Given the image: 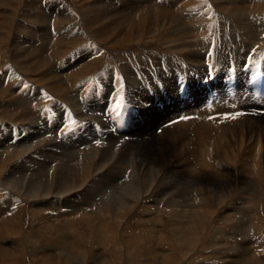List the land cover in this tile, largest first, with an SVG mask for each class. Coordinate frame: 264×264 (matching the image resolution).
<instances>
[{
	"label": "rangeland",
	"instance_id": "rangeland-1",
	"mask_svg": "<svg viewBox=\"0 0 264 264\" xmlns=\"http://www.w3.org/2000/svg\"><path fill=\"white\" fill-rule=\"evenodd\" d=\"M85 1L87 2H83V0H81V2H78L77 0H32V1L14 0V2L13 0H0V6L4 8V9L2 8L3 10L6 9L11 10L12 6L15 4L17 7L15 24L12 26L13 28L10 26L9 33L7 32L9 35L12 34L11 42L3 40L2 35L7 34L5 33L7 30L4 29L6 23L3 20V16H1L4 13L1 11V7H0V78H2L0 79L1 81L0 88L2 89V91L0 90V92H6V90H8L9 93L14 95L12 97H14L16 100L19 99L21 100L18 103H16L15 100V105H14L13 103H11V99L3 98V96L0 95V117H1L0 140L1 141L5 140L6 143L8 142V144H13L14 142H17V140L21 142L20 145L18 146V150H17L18 153L17 154H14L13 152L11 153V155L13 154L14 156H16L10 158L11 162L10 161L6 162L5 160L1 162L0 160V184L5 183V179H8L11 176L9 182L4 186L5 190L1 189L2 191L0 192V244L1 243L3 245L5 244V246H0V248L5 247L6 249H8V252L11 253L14 248L13 243H17L18 245L16 247L20 250L18 254L15 255L14 257H8V258L7 257L5 258L4 252L0 250V264H108L110 263L108 262V260L110 259H111V264H118V262L121 263V260L123 264H127L126 262H124L125 257L128 258V264H154V263L155 264H173V263L174 264H182V263L206 264V262L208 261L211 262V264H216V263L233 264V260L235 264H239V263L260 264V262L259 263H257L258 261L256 262V260H260V259L263 262L264 248L262 247L256 248L254 242H257L258 244H260V246L261 244L264 243V165L262 169H259L257 172H255L253 165H256V163L253 160L254 157L253 155L256 153V151L259 150L255 148V145H258L255 143V141L256 139L259 138L261 154L262 157H264V122H263L264 118L259 119V117L251 113V111L246 110L245 109L246 105L244 100H246V98L249 96L248 93H250L251 95H254L255 98L258 99L261 98L259 102L264 101V97H262V95L264 96V45H263L264 44V39H263L264 12L253 17V15H250L249 13L246 12V9H242V8L256 7L262 9L264 8V0L263 3L262 0H260L261 2L259 0L256 1L232 0V4L235 8L239 7L238 9L243 10V12H240L239 15L241 20L243 19L242 17H244V19L239 22L240 25L237 24V22L235 24L234 19H230L228 17L229 16L228 14L224 15L222 13L223 14L222 15L220 13L221 14L220 15L218 13V10L214 7L216 5L212 0H193L190 3H188L187 7L192 5L199 6L204 1H210L211 5L214 4V6H209L208 8L210 17H208V19L205 18V21L201 22L203 25H205V27H203L201 23H198L197 19L193 17L196 16L195 14L184 15L180 11L178 12L179 13L178 24L183 25L182 27L185 30L182 29V32L179 30L180 35L178 42H175L174 44L169 43V45L163 44L165 42L164 36H160L163 39L162 41L156 38H151L152 36L158 35V34L154 35L152 33L151 35L147 34L148 36H143L139 41H135V42L134 41L131 42L130 38L127 40V37H124L123 38L124 42L119 44L115 43L116 41L118 42L120 41V39L116 38L115 35H113L111 38L106 40L102 38L101 39L95 38L92 34L93 31L87 29L86 24H84V10H85L84 5L86 4L91 5L92 2L95 0H90V1L85 0ZM160 3L162 2H160L159 0H155L154 5L152 4L151 6L153 9H149L148 11L151 13L153 11H156L155 8L160 7L159 6ZM4 4H7L8 6L11 4V7L8 8L7 5H6L7 7L6 6L4 7L3 6ZM187 7L183 9L185 10L187 9ZM54 9L58 10V12L60 13L63 12L66 13L65 10H67V12L75 14L77 17V22L81 25V28L83 30V31L81 30L82 34L88 41L86 43H82V42L79 43L80 46L76 45L74 49L70 50L67 54L59 57L58 60L53 59L52 62V59H50V61L54 64L53 69L55 75L59 76L60 78L53 75V77L48 78V80L46 79L47 81L43 82L42 83L43 85H41L39 84L40 81L39 75L41 74V71H39L40 69L35 71L34 66H37L40 63V61H42L44 58H47L48 55H51L52 50L55 49L54 47H58L59 44L56 35L57 31H55L57 29L56 27L54 28L55 18H52L50 15L52 13L51 11ZM169 10L174 11L173 9H169ZM28 11H29V15L31 16L32 15L36 16L41 14L43 15L44 18L38 17L37 19H34L36 20V22H32L33 20L32 18L30 20H26L25 16H29L27 14ZM49 16L50 19L52 18V21H50V23L48 24L47 21H49ZM46 17L48 18V20ZM43 20L45 21L44 26L48 25L47 26L48 32L50 31L51 37L47 40L45 39L37 42L38 39L33 40V38L31 37V33L32 32L34 33V31L38 32L39 27L41 28L43 26L41 25L43 24V22H41ZM244 20L249 21V23L247 21L245 22ZM62 22L63 21H61L60 23ZM195 23L197 24L195 25ZM251 23H253V25H250ZM254 23L255 24L257 23V26ZM129 25L130 24H127V26ZM20 26L23 27V29H20L19 28ZM235 26L238 27L239 31L236 30L237 27ZM123 27H125V25ZM44 28L45 27H43V29ZM252 29L255 32H253ZM248 30L252 32H248ZM256 30L260 31L262 34L256 32ZM14 33H17V37H18L17 39L19 41H22V39L27 38L28 43L29 42L31 43V44L29 43L30 48L27 50V55H24L23 57L21 56L22 58L20 57L16 65L13 61H10L12 60V58L11 56H9V53L5 54L6 49H10V46L11 48L12 47L15 48L14 46H16L17 44L16 42H18L17 40H15V43L14 41L12 42V37ZM246 33L250 35H246ZM253 33L256 34L253 35ZM244 36H246V38ZM107 40H109V42ZM251 42H253V44ZM247 43H249V45ZM184 44H187V46ZM35 45L38 46L36 47ZM173 45L175 46L177 45L176 50L174 51L170 50V48L173 47ZM24 46L25 45H22V47ZM42 46L45 49H43ZM78 49H80L81 51H79ZM254 49L257 50L254 51ZM84 50H86L85 53H83ZM184 52L189 53L190 55L188 56L186 54L185 56ZM30 55L31 58L29 59L28 57ZM90 55L92 56V59L90 60H93L95 64L90 69L91 72H89L90 71L89 70L88 73L85 74V77L83 76H81V78L77 77V72L79 71L80 68L82 69V67L86 63L85 61H89L87 60V57H89ZM85 56H87L86 59H84ZM39 58L42 60H39ZM192 58L194 60H192ZM26 59L27 61L25 62ZM2 60H4L5 62ZM38 60L39 62H37ZM2 62H4V64ZM188 62L190 65L188 64ZM196 62L197 64L199 63L200 64L197 65L195 64ZM70 63H74L73 64L75 65L74 71H76L75 72L76 76L71 74L74 77L73 83L71 80L68 81V79H66L64 75L60 72L61 70L64 69L66 70L67 68H70L71 67ZM78 65L79 67L80 66L81 67L79 68ZM143 65H145L146 67ZM19 66L20 67L22 66L21 71L23 73L20 70H18L20 69ZM167 66L170 68H168ZM229 68L232 69L231 76L228 73V71L230 70ZM59 69L61 70L59 71ZM170 70L172 73L170 72ZM44 71H42L43 74ZM66 71L69 70L67 69ZM255 74H257V77L263 82V88L261 87V89L259 86H254L249 83V79H253L257 85H260V82L256 78ZM103 85H105V87H103ZM32 86H35V88ZM112 92H116V93H112ZM198 92L199 95H197ZM71 94L73 98L71 97ZM76 94L79 95L77 99H76L77 96ZM42 96L44 97V100L41 101L36 100L38 98L39 99L42 98ZM25 99L33 100V101L36 100V101H34L35 103L34 102L30 103L29 101H26L27 103L25 105V101H23ZM233 102L234 104H232ZM261 104H263L264 106V102H262ZM71 105L74 106L71 108ZM226 106H228L229 109L226 108ZM231 108H235V109H231ZM9 109L11 110L12 114H10ZM82 115L83 117H81ZM261 115L264 117V114L262 112ZM166 116H168L169 118ZM178 120L180 123L174 122ZM249 122H254L255 124H258L260 127H262L263 131L262 129L261 131H258V129L256 128V131L251 133L250 128L248 126ZM62 127L64 129H62ZM223 130H225L226 132H223ZM154 131L155 133H153ZM30 132L32 135L30 134ZM8 136L11 137V141L7 139ZM27 139H29L28 142H26ZM83 139H85L86 141L85 140L83 141ZM94 140L97 141L98 143L94 142ZM38 143L40 145L35 149ZM101 144H102V148H101ZM31 145H34V151L31 154H29V156L28 155L26 156L27 152L24 150L28 149V147ZM98 147L100 148L99 149L100 151L98 150ZM238 147L241 148L242 151V154H240L239 157L236 156L238 155L237 154ZM63 152L70 153L67 154V156H72L77 158L80 156L82 157L88 156L89 157L88 160L90 159L89 161H91L95 157L91 162L93 165H98V167L96 168L92 167L93 172L91 171V173L87 176L86 181H89L91 183L92 180H95L97 178L96 177L97 171L99 173L102 171L106 175L104 176V178L98 179L96 181L97 183L94 182V185L88 186L91 189L94 186L95 190L97 188L104 187V189H100L99 192L96 193L93 192L92 194H90L91 197L89 198L90 201L88 199V203H84L82 199V195H79V193L81 192H89L88 188H83L85 187L83 186L82 189L79 191V193H77L78 191L75 192L77 193L75 201H79L77 203H80L81 207L77 206V211H75L76 214L71 217L75 218L76 216L77 220L71 217L69 218V224H68L69 232H65L64 235L61 237L59 233L60 229L51 227V226H55L54 223L49 222V225L45 226V223L43 224V221H48L49 219L48 217L52 215L56 211V209L59 212V213L57 212L56 215L62 214L64 213V211L66 212L68 209L65 206L69 205L68 202L70 201L69 200L70 197L66 199H63L64 197L59 198V200L55 202L56 205H54L52 199L45 201L43 197H41L42 200L38 202L35 201L27 202V201H23L22 199H17V200L9 199L8 189H14L15 187L17 188V185H20L21 187L24 186L25 189H23V192L25 193L28 188H31L32 186L34 187L36 183L38 184L40 180H42L43 175H46L45 178L47 179L50 178L51 186L53 185V182L56 183L58 179L63 181L67 177H71L70 174L65 172L68 171V169L64 166L63 161L66 158V155H64ZM3 153L4 152H0V156H2ZM20 153L23 154V156ZM204 153L209 154L208 156L209 161L208 159L205 160ZM233 153H236V155ZM54 158H56L57 161H54V163L50 164V162L53 161ZM236 158H237V163H236ZM44 165H46L45 170L44 171L40 170L39 168ZM52 165L54 167L53 168L51 167L49 171L44 174L47 167ZM12 167L14 168L12 169ZM219 167H221V169ZM260 170L262 173L260 172ZM154 171H157L158 174L155 173ZM193 171L196 176H193ZM258 173L260 174L258 175ZM151 175L153 178L156 177L155 180L156 182H154V180L150 181L149 177ZM231 177L233 178L230 179ZM193 178L196 179L194 180ZM223 178L225 179V181L223 180ZM210 179H212V181L214 180L213 182L218 184L212 186V184H210L212 183ZM129 182L132 185L135 186L137 185V187L139 188L142 187H144L143 189H145V187L146 188L148 187L147 189L151 188L149 190L150 193L147 192V195L145 194L144 197L141 198V199L145 198L144 201L140 199L138 203L133 204L134 205L132 206L133 209L129 210L130 212L127 211L126 213L122 212V214H119L118 213L119 205L117 204L119 202L120 205H123L124 203L126 204L124 200L125 198L120 195V192H122L125 187L131 185ZM149 184H151L152 187H150ZM74 185L73 188H75L77 184ZM7 187L9 188L6 190ZM64 190H66V187L64 188ZM199 190H201L200 194L197 193V191ZM58 191L59 190L57 188L55 187L53 188V194L57 193ZM105 191H107L109 194L107 192L105 193ZM102 193L105 194L103 195ZM107 194L109 196H107ZM201 197H203V199ZM170 198H173L171 202H173L174 204L169 203L172 204L173 207L168 206L167 208L165 202L166 201L169 202ZM156 199L157 200L160 199L159 200L160 204L159 203L156 204L157 201ZM72 200H74V197L72 198ZM44 201L45 203L43 204L45 206H41L40 208L45 209L43 210V216L46 217L48 216L47 217L48 219L40 220V221L36 219L37 221H35L32 213L34 212L35 203H42ZM66 201L67 203H64ZM108 201L110 202L113 201V202H111L110 204ZM177 201H179L181 204H179ZM188 201L191 202L190 203L191 207L188 206L189 210L183 207L187 205ZM203 201L205 203H203ZM89 202H90L89 205L90 207H87L88 206L87 204H89ZM218 203H222V204L218 205ZM103 204L104 205L109 204L110 205L108 206L109 210L103 211L102 210L103 207H101V205ZM152 204L154 206H152ZM31 207L33 209H31ZM82 207L83 208L87 207V208L80 209ZM91 208H95V209L90 210ZM80 211H84V212H80ZM102 211L105 214H102ZM171 211H174V217L173 215L171 216ZM197 211H199L200 213L202 212L208 213L209 216H205V217L209 220L205 222L206 224H203L201 221L195 220L196 223L198 222L197 227L199 225H203V226L205 225L203 229L201 226L198 227L200 230L198 232L199 235L197 236L198 240L196 241L194 239L190 240L189 238H187L189 235H187V237L183 235L185 236V238L182 237L181 232L189 224V222L193 220V217L198 216L196 215ZM93 212L97 214H94ZM115 212L118 215L117 221L113 220V215ZM83 213L85 216L82 215ZM167 215L171 217L169 218V216ZM95 217H98V219H95ZM110 217L112 219H110ZM31 219L32 221L30 222ZM93 219L95 223L93 222ZM11 220L12 223L9 224L6 223V222H10ZM109 221L111 223H109ZM119 221L121 222V224ZM97 222H98L97 224L98 226L100 225L101 222L104 224L106 223V225L109 223L108 226H111L110 229H112L113 235L117 236L116 239L117 241L113 242L111 239L108 238L101 241V243L100 241L99 242L94 241L96 235L100 237V239L102 238V233L100 231H96L95 233L93 231L94 229H97L96 226ZM171 228L177 229V230L174 229V232L176 233L174 232L172 233ZM48 229H50V231H48ZM230 233L231 235H229ZM173 234L176 235L173 236ZM258 234H262V235L258 236ZM200 235L201 237L199 238ZM226 236H229L228 240H225ZM175 238L176 239L178 238V240H175ZM184 239H188L190 243H188V240L184 241ZM163 240H165L166 243H163L165 242ZM215 240L221 241L220 243L223 247L221 245L213 246V248H211L212 250L210 249L209 252H204L203 248H201L202 247L201 244L211 243V241L213 242ZM180 241H184L185 243L184 242L181 243ZM169 242L170 245L172 246L171 248V250L173 249L172 251H168L167 249H165V244H169ZM236 242H238L237 244L241 245L242 248L241 246L240 249L237 248L236 246L239 245H235ZM252 243H254V247ZM102 244H104L105 247L101 246ZM143 245L147 247L146 254H143L144 252L142 248ZM187 245H191L192 247ZM148 247L151 248L150 249L151 251H149ZM218 247L219 249H217ZM243 247L246 248L248 247L249 250L247 252L245 251V253L244 252L240 253L242 250H244ZM252 247L254 248L253 250L254 253H252V249H253ZM53 248L56 250V252ZM81 248H84L83 254L81 253L80 250ZM47 249L50 250L51 253H49L50 251L48 252ZM201 249L203 251H200ZM157 251L158 253H156ZM170 252L173 254H171ZM250 252L252 255L250 254ZM51 254H53L54 256ZM168 254L173 255L174 258L170 257L168 259ZM208 254H213V255H208ZM232 256L234 259L232 258ZM221 260L224 262H222ZM261 264H264V262Z\"/></svg>",
	"mask_w": 264,
	"mask_h": 264
},
{
	"label": "bare ground",
	"instance_id": "bare-ground-1",
	"mask_svg": "<svg viewBox=\"0 0 264 264\" xmlns=\"http://www.w3.org/2000/svg\"><path fill=\"white\" fill-rule=\"evenodd\" d=\"M17 1V0H16ZM32 1V0H31ZM78 2H81V0H77ZM88 1H90V0H88ZM160 2H162V3H160L159 4V6L160 7H157V8H155L156 9V11H153L152 13L151 12H149L148 10L149 9H153L151 6H152V4L154 5V2H155V0H95V1H93L92 2V4L90 5V4H86V5H84L85 6V10H84V24H86V28L87 29H89V30H92L93 32H92V34H93V36L95 37V38H97V39H109V38H111L113 35H115V37L116 38H118V39H120V41L118 42V41H116L115 43H123L124 41H123V38L124 37H127V40L130 38V40H131V42L132 41H139L143 36H148V35H151V33L152 34H158L157 36H152L151 38H156V39H159V40H163L162 39V37H160V36H164L165 37V42L163 43V44H168L169 45V43H175V42H178V40H179V35H180V32H179V30L182 32V29H183V25H179L178 24V12H182L184 15L185 14H195L196 16H197V18H196V16H193L195 19H197V22L198 23H201L202 21L204 22L205 21V18H207L208 19V17H210L209 16V11H208V8H209V6H214V4L213 5H211V2L210 1H204L203 3H201L199 6H194V5H192V6H189V7H187L188 6V3H190L191 1H193V0H159ZM214 3H215V5L216 6H214L217 10H218V13L220 14H224V15H229L228 17L230 18V19H234V21H235V24H236V22H237V24H239V22L240 21H242L243 19H244V17H242L243 19L241 20V18L239 17V15H240V12H243V10L242 9H246V12L247 13H249L250 15H253V17H255L256 15H258V14H261V13H263L264 12V8H262V9H260V8H256V7H251V8H242V9H238L237 7L235 8L234 6H233V4H232V0H212ZM256 1V0H255ZM260 1V0H259ZM13 2H14V0H13ZM40 2V1H39ZM83 2H87V1H85V0H83ZM253 2V1H252ZM261 2V1H260ZM260 2H258V3H260ZM48 3V2H47ZM195 3V2H194ZM262 3H263V0H262ZM261 3V4H262ZM45 4V3H44ZM196 4V3H195ZM236 4H238V3H236ZM7 4H4L3 6L5 7ZM40 5V4H39ZM49 5H51V4H49ZM80 5V4H79ZM191 5V4H190ZM235 5V4H234ZM8 6V5H7ZM6 6V7H7ZM33 6V5H32ZM255 6H258V5H255ZM1 7V6H0ZM11 7V4L8 6V8H10ZM38 7V6H37ZM185 7H187V9H183V8H185ZM262 7V6H261ZM3 7H1V11L4 13L3 15H1V16H3V20H4V22L6 23V25H5V30H7L5 33H9V29H10V26L12 27L14 24H15V19H16V11H17V7H16V4L15 5H13L12 6V9L11 10H9V9H6V10H3L2 9ZM36 8V7H35ZM80 8H81V6H80ZM232 8V9H231ZM41 9V8H40ZM169 9H173L174 11H171V10H169ZM249 9V10H248ZM251 10H253V11H251ZM261 10V11H260ZM66 11V13H60V12H58V10H56V9H54V10H52L51 12V17L52 18H55L54 20H55V24H54V28L56 27V29L57 30H55V31H57V38H58V47H54L55 49H53L52 50V53H51V55H48V57L47 58H44L43 60L42 59H40L39 58V60H42V61H40V63L37 65V66H34L35 68H34V70L36 71V70H39V71H41V74L39 75V84H41V85H43L42 83L43 82H46L47 80H48V78H51V77H53V75L54 76H56V77H59V76H57V75H55V73H54V69H53V66H54V64L52 63L53 62V59L55 60V59H59V57H61V56H63V55H65V54H67L70 50H72V49H74L75 48V46L76 45H79V43H86L88 40L84 37V35L82 34V28H81V25L77 22V17H76V15L75 14H73V13H70V12H67V10H65ZM25 12V11H24ZM45 12V11H44ZM73 12V11H72ZM176 12V13H175ZM211 12V11H210ZM230 12V13H229ZM39 13V12H38ZM37 13V14H38ZM203 13V14H202ZM25 14V13H24ZM28 15H29V11H28V13H27ZM220 14V15H221ZM222 14V15H223ZM26 15V14H25ZM183 15V16H184ZM46 16V15H45ZM139 16V17H138ZM181 16V15H180ZM264 16V15H263ZM26 17V20H30L31 18L33 19L32 20V22H36V20H34V19H37L38 17H43V15H29V16H25ZM187 17V16H186ZM44 18V17H43ZM47 18V17H46ZM52 18L50 19V16H49V21H47L48 22V24L50 23V21H52ZM188 18V17H187ZM261 18V17H260ZM259 18V19H260ZM40 19V18H39ZM262 19V18H261ZM22 20V19H21ZM47 20H48V18H47ZM192 20V19H191ZM256 20V19H255ZM23 21V20H22ZM61 21H63L62 23H60ZM195 21V20H194ZM210 21V20H209ZM230 21V20H229ZM245 21V20H244ZM247 21V20H246ZM245 21V22H246ZM251 21V20H250ZM261 21V20H260ZM41 22H43V24H41V25H43L41 28H42V30H41V28L39 27V30H38V32L36 31H34V33L32 32L31 33V37L33 38V40H37V42H39L40 40H47V39H49L50 37H51V35H50V31L48 32V25L47 26H44V24H45V21L43 20V21H41ZM248 23H249V21H247ZM4 23V24H5ZM20 23V22H19ZM191 23H192V21H191ZM260 23V22H259ZM262 23V22H261ZM127 24H130L129 26H127ZM197 23H195V25H196ZM202 24V23H201ZM242 24V23H241ZM247 24V23H246ZM255 24V23H254ZM264 24V23H263ZM262 24V25H263ZM125 25V27H123ZM203 25V24H202ZM220 25V24H219ZM218 25V26H219ZM240 25V24H239ZM243 25H245V24H243ZM242 25V26H243ZM250 25H253V23H251ZM256 26H257V23L255 24ZM254 25V26H255ZM36 26V25H35ZM39 26V25H38ZM226 26V25H225ZM241 26V27H242ZM249 26V25H248ZM17 27H18V24H17ZM43 27H45L44 29H43ZM182 27V28H181ZM185 27V26H184ZM203 27H205V25H203ZM235 27H237V26H235ZM252 27V26H251ZM13 28V27H12ZM20 29H23V27H19ZM32 28V27H31ZM38 28V27H37ZM181 28V29H180ZM189 28V27H188ZM187 28V29H188ZM194 28H196V27H194ZM193 28V29H194ZM201 28V27H200ZM199 28V29H200ZM226 28V27H225ZM243 28V27H242ZM249 28V27H248ZM196 29H198V28H196ZM205 29V28H204ZM227 29V28H226ZM236 29V28H235ZM3 30V29H2ZM32 30V29H31ZM82 30V31H81ZM183 30H185V29H183ZM208 30V29H207ZM236 30H238V27H237V29ZM251 30V29H250ZM261 30H263V29H261ZM30 31V30H29ZM33 31V30H32ZM195 31V30H194ZM239 31V30H238ZM242 31V30H241ZM245 31H246V29H245ZM252 31L253 32H255L253 29H252ZM252 31H249L248 30V32H252ZM14 32V31H13ZM24 32V31H23ZM188 32V31H187ZM192 32V31H191ZM214 32V31H213ZM256 32H259V33H261L260 31H257L256 30ZM3 34L2 36H3V40H5V41H9V42H11V36H12V34L11 35H9V34ZM183 33H184V31H183ZM240 33V32H239ZM243 33V32H242ZM258 33V34H259ZM26 34H28V33H26ZM148 34V35H147ZM217 34V33H216ZM254 34H256V33H253V35ZM262 34V33H261ZM264 34V33H263ZM89 35V34H88ZM185 35H187V34H185ZM189 35V34H188ZM192 35V34H191ZM218 35V34H217ZM216 35V36H217ZM232 35V34H231ZM237 35V34H236ZM245 35V34H244ZM246 35H250V34H247L246 33ZM197 36V35H196ZM233 36V35H232ZM238 36V35H237ZM236 36V37H237ZM23 37V36H22ZM92 37V36H91ZM120 37V38H119ZM184 37V36H183ZM188 37V36H187ZM239 37V36H238ZM245 38H246V36H244ZM250 37V36H249ZM249 37H247V38H249ZM254 37V36H253ZM18 37H17V33H14V35H13V37H12V42L14 41V43H15V40H17L18 42H16L17 44H16V46H14L15 48H11V46H10V49H6L5 50V54H7V53H9V56H11V58H12V60H10V61H13L14 63H15V65H16V63L19 61V59H20V57L22 56H24V55H27V50L30 48V45H29V43H28V40H27V38H24V39H22V41H19L18 39H17ZM219 38H220V36H219ZM55 39V38H54ZM222 39V38H221ZM250 39H252V38H250ZM249 39V40H250ZM264 39V38H263ZM191 40V39H190ZM231 40V39H230ZM256 40V39H255ZM254 40V41H255ZM57 41V40H56ZM108 42H109V40H107ZM115 41V40H114ZM182 41H183V39H182ZM251 41V40H250ZM261 41V40H260ZM4 42V41H3ZM113 42V41H112ZM190 42V41H189ZM229 42V41H228ZM257 42V41H256ZM126 43H127V41H126ZM184 43V42H183ZM252 44H253V42H251ZM4 44V43H3ZM31 44V43H30ZM38 44V43H37ZM244 44V43H243ZM248 45H249V43H247ZM252 44H250V45H252ZM13 45V44H12ZM21 47H20V46ZM22 45H25L24 47H22ZM85 45V44H84ZM88 45V44H87ZM90 45V44H89ZM182 45V44H181ZM184 45H186L187 46V44H184ZM189 45V44H188ZM264 45V44H263ZM27 46V47H26ZM36 46V45H35ZM38 46V45H37ZM36 46V47H37ZM48 46V45H47ZM55 46V45H54ZM80 46V45H79ZM91 46V45H90ZM118 46V45H117ZM177 46V45H176ZM176 46L175 45H173V47H171L170 48V50H176ZM180 46V45H179ZM8 47V46H7ZM41 47V46H40ZM85 47V46H84ZM98 47V46H97ZM165 47V46H164ZM181 47V46H180ZM191 47V46H190ZM189 47V48H190ZM205 47V46H204ZM6 48V47H5ZM42 48H43V46H42ZM83 48V47H82ZM87 48V47H86ZM93 48V47H92ZM167 48V47H166ZM165 48V49H166ZM206 48V47H205ZM40 49V48H39ZM43 49H45V48H43ZM89 49V48H88ZM113 49V48H112ZM162 49V48H161ZM168 49V48H167ZM188 49V48H187ZM192 49H194V48H192ZM258 49V48H257ZM256 49V50H257ZM50 50V49H49ZM79 51H81L80 49H78ZM83 50V49H82ZM92 50V49H91ZM236 50V49H235ZM255 49H254V51H256ZM30 51V50H29ZM29 51H28V53H29ZM45 51V50H44ZM94 51V50H93ZM99 51H100V49H99ZM136 51V50H135ZM166 51V50H165ZM234 51V50H233ZM78 52V51H77ZM86 52V50H84V52L83 53H85ZM89 52H91V51H89ZM97 52H98V50H97ZM164 52V51H163ZM43 53V52H42ZM41 53V54H42ZM75 53H76V51H75ZM87 53H88V51H87ZM143 53H145V52H143ZM147 53V52H146ZM160 53V52H159ZM172 53H175V52H172ZM204 53V52H203ZM94 54H96V53H94ZM135 54H137V53H135ZM163 54V53H162ZM186 54L189 56L190 54L189 53H185L184 52V55L186 56ZM193 54V53H192ZM195 54V53H194ZM198 54V53H197ZM202 54V53H201ZM230 54V53H229ZM249 54V53H248ZM33 55V54H32ZM40 55V54H39ZM72 55V54H71ZM89 55V54H88ZM146 55V54H145ZM167 55V54H166ZM205 55V54H204ZM1 56H3V55H1ZM8 56V57H9ZM91 56V55H90ZM87 57V56H85L84 57V59H86V57H87V60H89V61H85L86 63L84 64V66L82 67V69L79 67V65H78V67L80 68L79 69V71L77 72V77H80L81 78V76H83V77H85V74L86 73H88V71L95 65L94 64V62H93V60H90V59H92V56L91 57ZM134 56V55H133ZM178 56V55H177ZM184 56V57H185ZM195 56V55H194ZM21 57V58H22ZM39 57V56H38ZM43 57V56H42ZM67 57V56H66ZM73 57H75V56H73ZM83 57V56H82ZM146 57V56H145ZM161 57V56H160ZM200 57V56H199ZM198 57V58H199ZM6 58V57H5ZM4 58V59H5ZM10 58V59H11ZM26 58H27V56H26ZM29 59L31 58V55L28 57ZM68 58V57H67ZM149 58V57H148ZM157 58V57H156ZM159 58V57H158ZM180 58H181V55H180ZM186 58H188V57H186ZM37 59V58H36ZM50 59H52V62L50 61ZM78 59V58H77ZM141 59V58H140ZM152 59V58H151ZM190 59V58H189ZM200 59V58H199ZM204 59V58H203ZM23 60V59H22ZM34 60V59H33ZM39 60L37 61V62H39ZM83 60V59H82ZM99 60V59H98ZM153 60H154V58H153ZM192 60H194L193 58H192ZM2 61H4V60H2ZM27 61V59L25 60V62ZM61 61V60H60ZM81 61V60H80ZM145 61V60H144ZM184 61H186V60H184ZM190 61V60H189ZM197 61V60H196ZM203 61V60H202ZM229 61V60H228ZM5 62V61H4ZM4 62H2L3 64H4ZM36 62V61H35ZM51 62V63H50ZM57 62V61H56ZM82 62V61H81ZM99 62V61H98ZM140 62V61H139ZM247 62V61H246ZM245 62V63H246ZM55 63V62H54ZM77 63V62H76ZM129 63V62H128ZM33 64V63H32ZM36 64V63H35ZM71 64V67L70 68H67L69 71H66L65 69L64 70H61V69H59V71L64 75V77L66 78V79H68V81L69 80H71L72 81V83H73V79H74V77L71 75V74H73V75H75V72L76 71H74V66L75 65H73L74 63H70ZM156 64V63H155ZM177 64V63H176ZM188 64H189V62H188ZM193 64V63H192ZM195 64H197V62L195 63ZM200 64V63H199ZM199 64H197V65H199ZM50 65V66H49ZM66 65V64H65ZM157 65V64H156ZM155 65V66H156ZM167 65V64H166ZM180 65V64H179ZM190 65V64H189ZM194 65V64H193ZM223 65H225V64H223ZM126 66V65H125ZM124 66V67H125ZM143 66H145V65H143ZM142 66V67H143ZM159 66V65H158ZM171 66V65H170ZM240 66V65H239ZM242 66V65H241ZM20 67V66H19ZM146 67V66H145ZM168 67V66H167ZM179 67V66H178ZM190 67V66H189ZM230 67V66H229ZM120 68H121V65H120ZM158 68V67H157ZM168 68H170V67H168ZM21 69H22V66L20 67V69H18V70H20L21 71ZM113 69V68H112ZM124 69H126V68H124ZM135 69V68H134ZM143 69V68H142ZM172 69V68H171ZM197 69H198V67H197ZM201 69V68H200ZM230 69V68H229ZM241 69V68H240ZM33 70V69H32ZM33 70V71H34ZM45 70V71H44ZM57 70V69H56ZM71 70V71H70ZM76 70V69H75ZM140 70V69H139ZM164 70V69H163ZM178 70V69H177ZM194 70V69H193ZM206 70V69H205ZM42 71H44V74L42 73ZM74 71V72H73ZM105 71V70H104ZM122 71H124V70H122ZM126 71V70H125ZM135 71V70H134ZM162 71V70H161ZM200 71H202V70H200ZM22 72V71H21ZM89 72H91V70L89 71ZM136 72V71H135ZM170 72H171V70H170ZM183 72V71H182ZM23 73V72H22ZM110 73V72H109ZM114 73V72H113ZM133 73V72H132ZM172 73V72H171ZM180 73V72H179ZM206 73V72H205ZM107 74V73H106ZM130 74V73H129ZM155 74V73H154ZM162 74H164V73H162ZM168 74V73H167ZM175 74V73H174ZM6 75V74H5ZM4 75V76H5ZM134 75V74H133ZM161 75V74H160ZM3 76V77H4ZM8 76V75H7ZM11 76V75H10ZM76 76V75H75ZM102 76V75H101ZM132 76V75H131ZM156 76V75H155ZM163 76V75H162ZM176 76V75H175ZM89 77V76H88ZM92 77V76H91ZM108 77V76H107ZM133 77V76H132ZM36 78V77H35ZM34 78V79H35ZM60 78V77H59ZM61 78H62V76H61ZM95 78V77H94ZM130 78V77H129ZM160 78V77H159ZM204 78V77H203ZM0 79H2V78H0ZM4 79V78H3ZM15 79V78H14ZM47 79V80H46ZM84 79V78H83ZM109 79H111V78H109ZM132 79H134V78H132ZM10 80V79H9ZM9 80H8V82H9ZM13 80V79H12ZM31 80V79H30ZM36 80H38V79H36ZM53 80H55V79H53ZM138 80V79H137ZM143 80V79H142ZM32 81V80H31ZM76 81V80H75ZM81 81H83V80H81ZM80 81V82H81ZM85 81V80H84ZM103 81V80H102ZM115 81H116V79H115ZM1 82V81H0ZM79 82V83H80ZM105 82V81H104ZM107 82V81H106ZM139 82V81H138ZM117 83V82H116ZM130 83V82H129ZM7 84H9V83H7ZM102 84V83H101ZM109 84V83H108ZM36 85V84H35ZM60 85V84H59ZM62 85V84H61ZM79 85V84H78ZM87 85V84H86ZM51 86V85H50ZM109 86V85H108ZM116 86V85H115ZM16 87V86H15ZM21 87H22V85H21ZM32 87H34L35 88V86H32ZM42 87V86H41ZM49 87V86H48ZM58 87V86H57ZM103 87H105V85H103ZM19 88V87H18ZM37 88V87H36ZM75 88V87H74ZM108 88V87H107ZM15 89V88H14ZM20 89V88H19ZM32 89V88H31ZM86 89V88H85ZM110 89V88H109ZM0 90L2 91V89L0 88ZM29 90V89H28ZM46 90V89H45ZM78 90V89H77ZM25 91H27V90H25ZM42 91V90H41ZM86 91V90H85ZM96 91V90H95ZM104 91V90H103ZM122 91V90H121ZM251 91V90H250ZM249 91V92H250ZM43 92V91H42ZM109 92V91H108ZM118 92V91H117ZM166 92V91H165ZM177 92V91H176ZM21 93V92H20ZM47 93V92H46ZM52 93V92H51ZM80 93V92H79ZM112 93H116V92H112ZM111 93V94H112ZM15 94V93H14ZM26 94V93H25ZM28 94V93H27ZM37 94V93H36ZM48 94V93H47ZM75 94V93H74ZM106 94V93H105ZM110 94V95H111ZM194 94H195V92H194ZM0 95L1 96H3V98H9V99H11V103H13L14 105H15V98L14 97H12V96H14V95H12L11 93H9L8 92V90H6V92H0ZM54 95V94H53ZM61 95V94H60ZM77 95V94H76ZM107 95V94H106ZM109 95V94H108ZM197 95H199V92L197 93ZM248 97L246 98V100H244V102H245V105H246V110H248V111H251V113H253L254 115H256L257 117H259V119H263L264 117L261 115V112L264 114V106H263V104H261L262 102H264V101H262V102H259L260 101V99L261 98H255L254 97V95H251L250 93H248ZM25 96V95H24ZM33 96V95H32ZM44 96V95H43ZM42 96V98H38V99H36V100H39V101H41V100H44V97ZM63 96V95H62ZM67 96V95H66ZM70 96V95H69ZM193 96V95H192ZM28 97V96H27ZM34 97V96H33ZM61 97V96H60ZM71 97H72V94H71ZM77 97H79V95H77L76 96V99H77ZM135 97V96H134ZM259 97V96H258ZM261 97V96H260ZM262 97H264L263 95H262ZM29 98V97H28ZM36 98V97H35ZM46 98V97H45ZM48 98V97H47ZM73 98V97H72ZM71 98V99H72ZM105 98V97H104ZM253 98H255V99H253ZM19 99V98H18ZM30 99V98H29ZM34 99V98H33ZM50 99V98H49ZM106 99V98H105ZM119 99V98H118ZM174 99V98H173ZM241 99V98H240ZM36 100H34V101H36ZM47 100V99H46ZM78 100H79V98H78ZM93 100V99H92ZM21 100L19 99V100H16V103H18V102H20ZM23 101H25V105H26V101H29L30 103H33L34 101L33 100H23ZM104 101V100H103ZM7 102H9V101H7ZM47 102V101H46ZM52 102V101H51ZM112 102H114V101H112ZM119 102V101H118ZM243 102V101H242ZM35 103V102H34ZM76 103V102H75ZM180 103V102H179ZM178 103V104H179ZM226 103V102H225ZM62 104V103H61ZM71 104V103H70ZM101 104V103H100ZM111 104V103H110ZM232 104H234V102L232 103ZM232 104H230V105H232ZM237 104V103H236ZM242 104V103H241ZM244 104V103H243ZM56 105H57V103H56ZM94 105V104H93ZM222 105V104H221ZM226 105H228V104H226ZM238 105V104H237ZM29 106V105H28ZM38 106H40V105H38ZM70 106V105H69ZM74 106V105H73ZM72 105H71V108L73 107ZM76 106H78V105H76ZM80 106V105H79ZM9 107V106H8ZM109 107H111V106H109ZM209 107V106H208ZM221 107V106H220ZM26 108V107H25ZM29 108V107H28ZM75 108V107H74ZM77 108V107H76ZM97 108V107H96ZM210 108V107H209ZM226 108H228V106H226ZM237 108V107H236ZM3 109H5V108H3ZM16 109H17V107H16ZM39 109V108H38ZM78 109V108H77ZM206 109V108H205ZM224 109V108H223ZM229 109V108H228ZM231 109H235V108H231ZM243 109H244V107H243ZM10 110V109H9ZM13 110H15V109H13ZM19 110V109H18ZM18 110H16V111H18ZM23 110V109H22ZM207 110V109H206ZM218 110V109H217ZM5 111H7V110H5ZM28 111V110H27ZM57 111V110H56ZM78 111V110H77ZM79 111H82V110H79ZM198 111V110H197ZM196 111V112H197ZM208 111V110H207ZM4 112V111H3ZM12 112H14V111H12ZM31 112V111H30ZM44 112H46V111H44ZM144 112V111H143ZM191 112H193V111H191ZM235 112V111H234ZM242 112V111H241ZM240 112V113H241ZM247 112V111H246ZM245 112V113H246ZM25 113H26V111H25ZM76 113V112H75ZM231 113V112H230ZM236 113V112H235ZM239 113V112H238ZM243 113V112H242ZM241 113V114H242ZM249 113V112H248ZM10 114H12L11 113V110H10ZM21 114H23V113H21ZM89 114V113H88ZM143 114V113H142ZM145 114V113H144ZM187 114V113H186ZM226 114V113H225ZM9 115V114H8ZM33 115V114H32ZM92 115V114H91ZM174 115H176V114H174ZM183 115V114H182ZM181 115V116H182ZM206 115V114H205ZM233 115V114H232ZM231 115V116H232ZM238 115V114H237ZM240 115V114H239ZM246 115V114H245ZM7 116V115H6ZM22 116V115H21ZM47 116V115H46ZM80 116V115H79ZM86 116V115H85ZM208 116V115H207ZM210 116V115H209ZM215 116H216V114H215ZM230 116V117H231ZM16 117V116H15ZM19 117H20V115H19ZM72 117V116H71ZM81 117H83V115L81 116ZM166 117H168V116H166ZM180 117V116H179ZM178 117V118H179ZM202 117H203V115H202ZM237 117V116H236ZM1 118V117H0ZM13 118V117H12ZM89 118V117H88ZM169 118V117H168ZM173 118V117H172ZM172 118H171V121H172ZM201 118V117H200ZM222 118V117H221ZM240 118H243V117H240ZM7 119V118H6ZM10 119V118H9ZM21 119V118H20ZM19 119V120H20ZM36 119V118H35ZM47 119V118H46ZM72 119V118H71ZM91 119V118H90ZM182 119V118H181ZM181 119H179V120H181ZM231 119V118H230ZM236 119V118H235ZM235 119H233V120H235ZM238 119V118H237ZM245 119V118H244ZM254 119V118H253ZM256 119V118H255ZM2 120H4V119H2ZM15 120V119H14ZM31 120V119H30ZM66 120H68V119H66ZM149 120V119H148ZM177 120V119H176ZM179 120L178 121H174V122H178V123H180L179 122ZM208 120V119H207ZM226 120H228V119H226ZM248 120V119H247ZM251 120V119H250ZM9 121V120H8ZM21 121V120H20ZM22 121H23V119H22ZM40 121V120H39ZM206 121V120H205ZM215 121V120H214ZM237 121V120H236ZM242 121V120H241ZM249 121V120H248ZM17 122H19V121H17ZM25 122V121H24ZM27 122V121H26ZM34 122V121H33ZM49 122V121H48ZM70 122V121H69ZM90 122V121H89ZM170 122V121H169ZM217 122V121H216ZM229 122V121H228ZM234 122V121H233ZM263 122H264V119H263ZM105 123V122H104ZM154 123V122H153ZM177 123V124H178ZM236 123V122H235ZM3 124V123H2ZM22 124V123H21ZM25 124V123H24ZM88 124V123H87ZM90 124V123H89ZM158 124H160V123H158ZM163 124V123H162ZM170 124V123H169ZM176 124V125H177ZM216 124V123H215ZM234 124V123H233ZM19 125H20V123H19ZM165 125V124H164ZM182 125V124H181ZM218 125V124H217ZM226 125V124H225ZM237 125V124H236ZM240 125V124H239ZM244 125V124H243ZM31 126V125H30ZM37 126V125H36ZM69 126V125H68ZM88 126V125H87ZM248 126H249V128H250V132L251 133H253L254 131H256V128L258 129V131H261V129H262V127H260L258 124H255L254 122H249V124H248ZM24 127V126H23ZM33 127V126H32ZM226 127H228V126H226ZM229 127H231V126H229ZM36 128V127H35ZM97 128V127H96ZM107 128V127H106ZM182 128V127H181ZM218 128H220V127H218ZM28 129H29V127H28ZM59 129H61V128H59ZM62 129H64L63 127H62ZM109 129V128H108ZM163 129V128H162ZM176 129V128H175ZM246 129V128H245ZM3 130V129H2ZM7 130V129H6ZM66 130V129H65ZM222 130V129H221ZM18 131H19V129H18ZM28 131V130H27ZM90 131V130H89ZM169 131V130H168ZM262 131H263V129H262ZM58 132V131H57ZM140 132V131H139ZM201 132V131H200ZM223 132H226L225 130H223ZM222 132V133H223ZM246 132V131H245ZM23 133V132H22ZM42 133H43V131H42ZM49 133V132H48ZM60 133V132H59ZM63 133V132H62ZM153 133H155V131L153 132ZM164 133V132H163ZM168 133V132H167ZM234 133V132H233ZM30 134H31V132H30ZM35 134V133H34ZM56 134V133H55ZM106 134V133H105ZM29 135V134H28ZM32 135V134H31ZM41 135V134H40ZM47 135V134H46ZM61 135V134H60ZM59 135V136H60ZM111 135V134H110ZM129 135V134H128ZM136 135V134H135ZM151 135H152V133H151ZM156 135V134H155ZM213 135V134H212ZM231 135V134H230ZM57 136V135H56ZM109 136V135H108ZM122 136H124V135H122ZM126 136V135H125ZM137 136V135H136ZM154 136V135H153ZM165 136V135H164ZM35 137V136H34ZM38 137V136H37ZM45 137V136H44ZM48 137V136H47ZM110 137V136H109ZM141 137V136H140ZM176 137V136H175ZM32 138V137H31ZM73 138H75V137H73ZM113 138V137H112ZM111 138V139H112ZM150 138H152V137H150ZM155 138V137H154ZM159 138H160V136H159ZM165 138V137H164ZM179 138V137H178ZM9 141H11V137L10 136H8V138H7ZM15 139H17V138H15ZM53 139V138H52ZM51 139V140H52ZM109 139V138H108ZM115 139V138H114ZM162 139H163V137H162ZM50 140V141H51ZM58 140V139H57ZM60 140V139H59ZM62 140V139H61ZM85 139H83V141H84ZM29 141V139H27L26 140V142H28ZM33 141V140H32ZM86 141V140H85ZM119 141V140H118ZM121 141V140H120ZM155 141V140H154ZM31 142V141H30ZM40 142V141H39ZM43 142V141H42ZM94 142H97V141H95L94 140ZM125 142V141H124ZM127 142V141H126ZM246 142V141H245ZM20 141H18L17 140V142H14L13 144H8V142L6 143V141L5 140H3V141H1L0 140V152H4L3 154H2V156H0V160H1V162L2 161H10L11 162V157H16V156H14L13 154L11 155V153L13 152L14 154H17L18 152H17V150H18V146L20 145ZM53 143V142H52ZM61 143V142H60ZM68 143H70V142H68ZM81 143V142H80ZM98 143V142H97ZM155 143V142H154ZM202 143H203V141H202ZM255 143L256 144H258V145H255V148L256 149H259L258 151H256V153L253 155L254 157H253V160H254V162L256 163V165H253V167H254V170H255V172H257L259 169H262L263 168V165H264V157H262V154H261V149H260V145H259V138L258 139H256V141H255ZM40 144L38 143L37 145H36V147H35V149L39 146ZM61 145V144H60ZM89 145V144H88ZM125 145V144H124ZM158 145V144H157ZM240 145H241V143H240ZM244 145V144H243ZM58 146V145H57ZM100 146V145H99ZM122 146V145H121ZM178 146V145H177ZM201 146V145H200ZM51 147V146H50ZM92 147V146H91ZM116 147V146H115ZM139 147V146H138ZM74 148V147H73ZM82 148V147H81ZM101 148H102V144H101ZM117 148V147H116ZM181 148V147H180ZM202 148V147H201ZM39 149V148H38ZM44 149V148H43ZM58 149H59V147H58ZM70 149V148H69ZM72 149V148H71ZM100 148L98 147V150H99ZM125 149V148H124ZM179 149V148H178ZM41 150V149H40ZM64 150H65V148H64ZM73 150V149H72ZM71 150V151H72ZM85 150V149H84ZM131 150V149H130ZM24 151H26L27 152V154H26V156L28 155L29 156V154H31L33 151H34V145H31V146H29L28 147V149H26V150H24ZM44 151V150H43ZM57 151V150H56ZM69 151V150H68ZM75 151V150H74ZM92 151V150H91ZM100 151V150H99ZM98 151V152H99ZM134 151V150H133ZM158 151V150H157ZM178 151V150H177ZM181 151V150H180ZM245 151V150H244ZM7 152V153H6ZM23 152V151H22ZM37 152V151H36ZM61 152H62V150H61ZM201 152V151H200ZM234 152V151H233ZM64 153V152H63ZM82 153V152H81ZM95 153V152H94ZM113 153V152H112ZM21 154V153H20ZM67 154H70V153H64V155H66V158L64 159V166L68 169V171H65V172H67L68 174H70V176L71 177H67L65 180H63V181H61L60 179H58L56 176V178L58 179V181L55 183V182H53V185L51 186V180H50V178L49 179H47V178H45L46 177V175H43L42 176V180H40V182L36 185L35 184V186L33 187H31V188H28L27 190H26V192L24 193L23 192V189H25L24 188V186H20V185H17V188L15 187L14 189H8L9 187H7L6 188V190L8 189V193H9V199H14V200H17V199H22L23 201H35V202H38V201H41L42 199H41V197H43V199H45V201H48V200H50V199H52V202L54 203V205H56V203L55 202H57V200H59V198H62V197H64L63 199H66V198H68V197H70L69 198V202H68V204L69 205H66L65 207L68 209L66 212L64 211V213H62V214H59V215H56V213L58 212V210L56 209V211L55 210H53V211H55L52 215H50L48 218L46 217V216H43V210H45V209H42V208H40L41 206H45L43 203H45V201L44 202H42V203H35V208H34V212H32L33 213V216H34V219H35V221H40V220H47L48 219V221H43V224L45 223V226H47V225H49V222H51V223H54V225L55 226H51V227H54V228H58V229H60V231H59V233H60V235H61V237L64 235V233L65 232H69V230H68V224H69V218L71 217V216H74L76 213H75V211H77V206H79V207H81L80 206V203H77V202H79V201H75L76 200V196H77V193H79V191L82 189V187L83 186H85V187H83V188H88L89 189V192H81V193H79V195H82V199H83V201H84V203H88V199L91 197V195L90 194H92L93 192L94 193H96V192H99L100 191V189H104V187H102V188H97L96 190H95V188H94V186H93V188L91 189V188H89L88 186H91V185H94V182H96L98 179H102V178H104V176L106 175V174H104L102 171L99 173L97 170V175H96V179L95 180H90L91 181V183L89 182V181H86L87 180V176L91 173V171H92V167H94V168H96V167H98V165H93L92 164V162L91 161H93V159L95 158H93L91 161H89L88 160V156L87 155H85V156H87V157H82V156H80V157H72V156H67ZM85 154V153H84ZM88 154V153H87ZM100 154V153H99ZM130 154V153H129ZM181 154H182V152H181ZM202 154V153H201ZM233 154H235L236 155V153H233ZM232 154V155H233ZM237 154L238 155H236L237 157H239V155L240 154H242V151H241V148H237ZM22 156H23V154H21ZM21 155H19V156H21ZM41 155V154H40ZM43 155V154H42ZM92 155H94V154H92ZM96 155V154H95ZM119 155V154H118ZM126 155V154H125ZM133 155V154H132ZM229 155V154H228ZM234 155V156H235ZM18 156V157H19ZM35 156V155H34ZM114 156V155H113ZM116 156V155H115ZM208 156H209V154L208 153H204V157H205V160L206 159H208ZM33 157V156H32ZM31 157V158H32ZM38 157V156H37ZM99 157V156H98ZM111 157V156H110ZM129 157V156H128ZM183 157V156H182ZM201 157H202V155H201ZM41 158V157H40ZM63 158V157H62ZM116 158V157H115ZM180 158V157H179ZM230 158V157H229ZM21 159V158H20ZM44 159H45V157H44ZM118 159V158H117ZM126 159V158H125ZM130 159V158H129ZM231 159H232V157H231ZM230 159V160H231ZM97 160V159H96ZM132 160V159H131ZM192 160V159H191ZM13 161V160H12ZM54 161H57V159L56 158H54L53 159V161H51L50 162V164L51 163H54ZM95 161V160H94ZM108 161V160H107ZM203 161V160H202ZM208 161H209V159H208ZM232 161V160H231ZM41 162V161H40ZM127 162V161H126ZM200 162V161H199ZM4 163V162H3ZM34 163V162H33ZM49 163V162H48ZM62 163V162H61ZM112 163V162H111ZM181 163V162H180ZM212 163H213V161H212ZM215 163V162H214ZM235 163V162H234ZM236 163H237V158H236ZM5 164V163H4ZM26 164V163H25ZM43 164V163H42ZM113 164V163H112ZM130 164V163H129ZM133 164V163H132ZM177 164V163H176ZM184 164V163H183ZM232 164V163H231ZM47 165H49V164H47ZM156 165V164H155ZM226 165V164H225ZM11 166V165H10ZM45 166L46 165H44V166H41L39 169L40 170H45ZM106 166V165H105ZM232 166V165H231ZM4 167H5V165H4ZM53 168L54 166L52 165V166H48L47 167V169H46V171L44 172V174L45 173H47L48 171H49V169L50 168ZM124 167V166H123ZM171 167V166H170ZM201 167V166H200ZM14 167H12V169H13ZM37 168V167H36ZM207 168V167H206ZM220 169H221V167H219ZM25 169V168H24ZM38 169V170H39ZM66 169V170H67ZM98 169V168H97ZM101 169V168H100ZM115 169V168H114ZM123 169V168H122ZM149 169V168H148ZM182 169V168H181ZM236 169H237V167H236ZM243 169V168H242ZM248 169V168H247ZM246 169V170H247ZM15 170V169H14ZM13 170V171H14ZM35 170V169H34ZM64 170V169H63ZM102 170V169H101ZM183 170V169H182ZM188 170V169H187ZM245 170V169H244ZM7 171V170H6ZM54 171V170H53ZM100 171V170H99ZM133 171V170H132ZM172 171V170H171ZM181 171V170H180ZM9 172H11V171H9ZM93 172V171H92ZM116 172V171H115ZM155 173H157L158 174V172L157 171H154ZM183 172V171H182ZM216 172H219V171H216ZM260 172H261V170H260ZM27 173V172H26ZM55 173H56V171H55ZM162 173H164V172H162ZM251 173H252V171H251ZM262 173V172H261ZM19 174V173H18ZM132 174V173H131ZM147 174V173H146ZM219 174H222V173H219ZM218 174V175H219ZM231 174V173H230ZM260 173H258V175H259ZM10 175V174H9ZM17 175V174H16ZM33 175V174H32ZM56 175V174H55ZM58 175V174H57ZM93 175V174H92ZM109 175V174H108ZM149 175V174H148ZM167 175V174H166ZM174 175H175V173H174ZM177 175V174H176ZM190 175V174H189ZM257 175V176H258ZM21 176V175H20ZM19 176V177H20ZM64 176H65V174H64ZM67 176V175H66ZM126 176V175H125ZM134 176V175H133ZM178 176V175H177ZM176 176V177H177ZM193 176H196L195 175V173H194V171H193ZM28 177V176H27ZM59 177V176H58ZM111 177V176H110ZM127 177V176H126ZM131 177V176H130ZM152 177V175L149 177V179H150V181L152 180H154V182H156L155 180H156V177L155 178H151ZM184 177H186V176H184ZM6 178V177H5ZM10 178H11V176L8 178V179H5V183H1L0 184V192L2 191V190H5V185L9 182V180H10ZM15 178V177H14ZM34 178V177H33ZM128 178H129V176H128ZM164 178V177H163ZM166 178V177H165ZM212 178V177H211ZM233 177H231L230 179H232ZM63 179H64V177H63ZM111 179V178H110ZM132 179V178H131ZM179 179V178H178ZM191 179V178H190ZM194 180L196 179V178H193ZM213 179V178H212ZM212 179H210V181H212ZM259 179V178H258ZM125 180V179H124ZM135 180V179H134ZM184 180V179H183ZM218 180V179H217ZM223 180L225 181V179L223 178ZM2 181V180H1ZM16 181V180H15ZM18 181V180H17ZM34 181V180H33ZM55 181H56V179H55ZM117 181V180H116ZM122 181H123V179H122ZM128 181V180H127ZM130 181V180H129ZM147 181V180H146ZM149 181V180H148ZM159 181V180H158ZM214 181V180H213ZM212 181V183H210V184H212V186H214V185H216V184H218V183H215V182H213ZM25 182V181H24ZM126 182V181H125ZM131 182H133V181H131ZM175 182V181H174ZM27 183V182H26ZM30 183V182H29ZM35 183V182H34ZM97 183V182H96ZM130 183V182H129ZM74 184H77L76 185V187L75 188H73V185ZM131 184V183H130ZM186 184V183H185ZM194 184V183H193ZM232 184V183H231ZM11 185V184H10ZM34 185V184H33ZM72 186V188H71V186ZM111 185V184H110ZM115 185V184H114ZM124 185V184H123ZM122 185V186H123ZM126 185V184H125ZM150 185V187H152V185L151 184H149ZM160 185H161V183H160ZM176 185V184H175ZM195 185V184H194ZM199 185V184H198ZM75 186V185H74ZM147 186V185H146ZM155 186V185H154ZM153 186V187H154ZM11 187V186H10ZM21 187V188H20ZM57 188L59 191L57 192V193H55V194H53V188ZM66 187V190H64V188ZM67 187H68V189H67ZM98 187V186H97ZM117 187V186H116ZM120 187H121V185H120ZM142 187V186H141ZM199 187V186H198ZM225 187V186H224ZM63 188V189H62ZM114 188V187H113ZM139 187H137V185L135 186V185H130V186H127V187H125L124 189H123V191L122 192H120V195L122 196V197H124L125 199V202H126V204L124 203L123 205H120L119 203L117 204V205H119L118 207H119V209H118V213L119 214H122V212H127V211H129V210H131V209H133V207L132 206H134L133 204H135V203H138L139 202V200L141 199V198H143L144 197V195L146 194L147 195V192H149V190L151 189V188H149V189H147L146 187H145V189H143L144 187H142V188H139ZM182 188V187H181ZM200 188V187H199ZM226 188H228V187H226ZM2 189V190H1ZM92 191H91V190ZM111 189V188H110ZM208 189H210V188H208ZM216 189V188H215ZM239 189H240V187H239ZM253 189V188H252ZM60 190H63V191H60ZM107 190V189H106ZM113 190V189H112ZM112 190H109V191H112ZM211 190H212V188H211ZM225 190V189H224ZM243 190V189H242ZM76 191H78L77 193H75ZM104 191V190H103ZM119 191V190H118ZM220 191V190H219ZM226 191V190H225ZM244 191V190H243ZM248 191H250V190H248ZM257 191V190H256ZM107 191H105V193H106ZM200 192H201V190H199V191H197V193L198 194H200ZM72 193V194H71ZM104 193V194H105ZM108 193V192H107ZM113 193H114V191H113ZM150 193V192H149ZM165 193V192H164ZM251 193V192H250ZM253 193H256V192H253ZM103 194V193H102ZM103 194V195H104ZM109 194V193H108ZM107 194V196H109ZM248 194V193H247ZM172 195V194H171ZM213 195V194H212ZM256 195V194H255ZM261 195V194H260ZM174 196V195H173ZM216 196V195H215ZM259 196V195H258ZM263 196V195H262ZM261 196V197H262ZM74 197V200H72V198ZM181 197V196H180ZM219 197V196H218ZM221 197V196H220ZM224 197V196H223ZM255 197V196H254ZM253 197V198H254ZM109 198V197H108ZM163 198H164V195H163ZM198 198V197H197ZM199 198H200V195H199ZM202 199H203V197H201ZM82 199H81V201H82ZM105 199H106V197H105ZM110 199V198H109ZM145 199V198H144ZM144 199H141V200H143L144 201ZM172 199L173 198H170L169 199V202L168 201H166L165 202V204H166V207L168 208V206L170 207H173L172 206V204H174L173 202H171L172 201ZM252 199V198H251ZM61 200V199H60ZM80 200V199H79ZM111 200V199H110ZM113 200V199H112ZM157 200V199H156ZM160 200V199H159ZM159 200H157L156 201V204H158L159 203ZM185 200V199H184ZM218 200V199H217ZM219 200H220V198H219ZM83 201H82V203H83ZM89 201H90V199H89ZM161 201H162V199H161ZM26 202V203H27ZM93 202V201H92ZM95 202V201H94ZM98 202V201H97ZM110 204H111V202H113V201H108ZM116 202V201H115ZM175 202V201H174ZM179 204H181L179 201H177ZM176 202V203H177ZM62 203V202H61ZM64 203H67V201L66 202H64ZM169 203H172V204H169ZM183 203H184V201H183ZM190 201H188L187 202V205H185V206H183L184 208H187L188 210H189V207L188 206H190L191 207V205H190ZM197 203V202H196ZM203 203H205L204 201H203ZM207 203V202H206ZM97 204V203H96ZM99 204H100V202H99ZM114 204H116V203H114ZM160 204V203H159ZM198 204H200V203H198ZM219 204H222V203H218V205ZM26 205V204H25ZM58 205V204H57ZM59 205H60V203H59ZM88 205V206H87ZM86 206L87 207H90L89 205H90V202H89V204H87ZM151 205V204H150ZM203 205V204H202ZM205 205V204H204ZM84 206V205H83ZM92 206H94V205H92ZM108 206H110L109 204L108 205H101V207H103L102 208V210L103 211H107V210H109V208H108ZM147 206V205H146ZM152 206H154L153 204H152ZM157 206V205H156ZM198 206H200V205H198ZM197 206V207H198ZM51 207V206H50ZM86 207V208H87ZM96 207H98V206H96ZM101 207H100V209H101ZM144 207H145V205H144ZM182 207V206H181ZM182 207V208H183ZM232 207V206H231ZM46 208V207H45ZM58 208V207H57ZM85 207L83 208H80V209H86ZM110 208H112V207H110ZM137 208V207H136ZM183 208V209H184ZM233 208V207H232ZM239 208V207H238ZM241 208H242V206H241ZM31 209H33L32 207H31ZM51 209V208H50ZM62 209V208H61ZM92 209H95V208H91L90 210H92ZM105 209V210H104ZM146 209H148V208H146ZM30 210V209H29ZM49 210V209H48ZM114 210V209H113ZM144 210V209H143ZM152 210V209H151ZM203 210V209H202ZM205 210V209H204ZM51 211V210H50ZM94 211V210H93ZM103 211H102V214H105V213H103ZM147 211V210H146ZM46 212V211H45ZM80 212H84V211H80ZM130 212V211H129ZM149 212V211H148ZM198 212L199 211H197V213H196V215H198V216H195V217H193V220H191V222H189V224L182 230V237H184L185 238V236L187 237V235H189L187 238H189L190 240H198L197 238V236L199 235V228L198 227H202V229H203V227L205 226H203V225H199L198 227H197V223H196V221H201L203 224H206L205 222L207 221V220H209V219H207L205 216H209L208 215V213H206V212H202V213H200L199 212V214H198ZM243 212V211H242ZM59 213V212H58ZM94 213V212H93ZM124 213V214H125ZM183 213H186V212H183ZM16 214V213H15ZM87 214H89V213H87ZM94 214H97V213H94ZM101 214V215H102ZM109 214H110V212H109ZM113 214V213H112ZM30 215H31V213H30ZM46 215H47V213H46ZM78 215V214H77ZM82 215H84V213L82 214ZM91 215V214H90ZM128 215V214H127ZM170 215V214H169ZM169 215H167V216H169ZM173 215V217H174V211H171V216ZM79 216H81V215H79ZM85 216V215H84ZM110 216V215H109ZM108 216V217H109ZM171 216H169V218L171 217ZM11 217V216H10ZM15 217V216H14ZM89 217V216H88ZM94 217V216H93ZM92 217V218H93ZM103 217V216H102ZM104 217H105V215H104ZM103 217V218H104ZM118 215H117V213L115 212L114 213V215H113V220L115 221H117L118 220ZM21 218V217H20ZM50 218H52V219H50ZM71 218H73V217H71ZM101 218V217H100ZM123 218V217H122ZM210 218V217H209ZM37 219V220H36ZM73 219H76V216H75V218H73ZM87 219V218H86ZM95 219H98V217H95ZM110 219H112L111 217H110ZM121 219V218H120ZM124 219V218H123ZM153 219V218H152ZM14 220V219H13ZM50 220H52V221H50ZM71 220V219H70ZM77 220V219H76ZM79 220V219H78ZM82 220V219H81ZM102 220V219H101ZM103 220H105V219H103ZM122 220V219H121ZM148 220V219H147ZM173 220V219H172ZM196 220V221H195ZM221 220V219H220ZM4 221V220H3ZM32 221V219L30 220V222ZM73 221V220H72ZM97 221V220H96ZM112 221V220H111ZM146 221V220H145ZM179 221V220H178ZM80 222V221H79ZM89 222V221H88ZM93 222H94V219H93ZM104 222V221H103ZM120 222V221H119ZM150 222V221H149ZM200 222V223H201ZM7 224H9V223H12V220L10 221V222H6ZM35 223V222H34ZM95 223V222H94ZM109 223H111L110 221H109ZM108 223V224H109ZM112 223H114V222H112ZM116 223V222H115ZM118 223V222H117ZM143 223V222H142ZM153 223V222H152ZM151 223V224H152ZM201 223V224H202ZM14 224V223H13ZM93 224V223H92ZM98 224V222L96 223V226H97V229H94L93 231H94V233L96 232V231H100L101 233H102V238L100 239V237H98L97 235V239H96V236H95V240L94 241H100V243H101V241H103L104 239H106V238H108V239H111L113 242L115 241H117L116 239H117V236H115V235H113V232H112V229H110V227L111 226H108V224L106 225V223L104 224V223H100V225L98 226L97 225ZM119 224V223H118ZM120 224H121V222H120ZM37 225V224H36ZM94 225V224H93ZM114 225V224H113ZM154 225V224H153ZM152 225V226H153ZM44 226V227H45ZM58 226V227H57ZM79 226V225H78ZM116 226V225H115ZM246 226V225H245ZM39 227H41V226H39ZM43 227V228H44ZM180 227V226H179ZM184 227V226H183ZM182 227V228H183ZM7 228V227H6ZM9 228H11V227H9ZM19 228V227H18ZM43 228H41V229H43ZM119 228V227H118ZM117 228V229H118ZM240 228H243V227H240ZM116 229V228H115ZM155 229V228H154ZM172 229V228H171ZM175 229V228H174ZM174 229H172V233L174 232ZM11 230H13V229H11ZM36 230H37V228H36ZM45 230H47V229H45ZM72 230V229H71ZM175 230H177V229H175ZM180 230V231H181ZM10 231V230H9ZM42 231V230H41ZM48 231H50V229H48ZM86 231V230H85ZM204 232V231H203ZM15 233V232H14ZM174 233H176V232H174ZM186 233V234H185ZM205 233V232H204ZM243 233H244V231H243ZM255 233V232H254ZM259 233V232H258ZM117 234V233H116ZM179 234V233H178ZM241 234V233H240ZM239 234V235H240ZM46 235V234H45ZM176 234H173V236H175ZM183 235H185V236H183ZM229 235H231V233L229 234ZM242 235V234H241ZM244 235V234H243ZM249 235V234H248ZM247 235V236H248ZM260 235H262V234H258V236H260ZM58 236V235H57ZM77 236V235H76ZM81 236V235H80ZM166 236V235H165ZM178 236V235H177ZM225 236V235H224ZM245 236V235H244ZM243 236V237H244ZM247 236H246V238H247ZM20 237V236H19ZM181 237V238H182ZM201 237V235L199 236V238ZM228 237L229 236H226V238H225V240H228ZM80 238V237H79ZM166 238V237H165ZM76 239V238H75ZM115 239V240H114ZM171 239V238H170ZM210 239V238H209ZM249 239V238H248ZM7 240V239H6ZM38 240V239H37ZM166 240V239H165ZM165 240H163V241H165ZM175 240H178V238L176 239L175 238ZM174 240V241H175ZM186 240H188V239H184V241H186ZM244 240H245V238H244ZM261 240V239H260ZM60 241H62V240H60ZM107 241V240H106ZM110 241V240H109ZM184 241H180L181 243H183ZM13 242V241H12ZM64 242V241H63ZM221 241H217V240H215V241H211V243H203V244H201V248H203V250H204V252H209V250L211 249V248H213V246H217V245H221V243H220ZM248 242V241H247ZM254 242V241H253ZM37 243V242H36ZM39 243V242H38ZM68 243V242H67ZM104 243V242H103ZM119 243V242H118ZM163 243H166V241L165 242H163ZM185 243V242H184ZM187 243V242H186ZM188 243H190L189 242V240H188ZM238 242H236L235 243V245H239V244H237ZM243 243V242H242ZM255 243V245H256V248H260V247H262V248H264V243L263 244H261V246H260V244H258L257 242H254ZM254 243H252L253 244V247H254ZM14 245H13V251L10 253V252H8V249H6L5 247H2V248H0V250L1 251H3L4 252V255H5V258L7 257H14L15 255H17L18 254V252L20 251L16 246L18 245L17 243H13ZM111 244V243H110ZM174 244H175V242H174ZM195 244V243H194ZM205 244V245H204ZM233 244V243H232ZM6 245H8V244H6ZM10 245V244H9ZM96 245V244H95ZM117 245V244H116ZM182 245H184V244H182ZM181 245V246H182ZM193 245V244H192ZM225 245H228V244H225ZM242 245H244V244H242ZM0 246H5V244L3 245L2 243L0 244ZM22 246V245H21ZM34 246V245H33ZM101 246H103V247H105L104 246V244H102ZM175 246V245H174ZM180 246V247H181ZM187 246H190V247H192L191 245H187ZM194 246V245H193ZM222 246V245H221ZM240 246L241 245H239V246H236L237 248H239L240 249ZM244 246H246V245H244ZM249 246V245H248ZM250 246H251V244H250ZM12 247V246H11ZM20 247V246H19ZM177 247V246H176ZM185 247V246H184ZM183 247V248H184ZM189 247V248H190ZM199 247V248H200ZM223 247V246H222ZM252 247V248H253ZM143 250H144V252H143V254H146V246H144L143 245ZM149 248V247H148ZM164 248V247H163ZM171 248H172V246L170 245V242H169V244H165V249H167L168 251H172L171 250ZM179 248V247H178ZM182 248V249H183ZM186 248V247H185ZM184 248V249H185ZM241 248H242V246H241ZM249 248H251V247H249ZM32 249H33V247H32ZM54 249V248H53ZM83 249L84 248H81L80 250H81V253L83 254L84 252H83ZM86 249V248H85ZM151 248H149V251H151L150 250ZM156 249V248H155ZM158 249V248H157ZM181 249V250H182ZM187 249V248H186ZM217 249H219V247L217 248ZM223 249V248H222ZM243 249L244 250H242L240 253H245V251L247 252L249 249H248V247L246 248V247H243ZM21 250H23V249H21ZM55 250V249H54ZM148 250V249H147ZM153 250V249H152ZM175 250V249H174ZM192 250V249H191ZM202 249L200 250V251H203ZM212 250V249H211ZM215 250V249H214ZM226 250H228V249H226ZM254 248L252 249V253H254ZM257 250V249H256ZM255 250V251H256ZM11 251V250H10ZM47 251L49 252L50 250H48L47 249ZM87 251V250H86ZM128 251V250H127ZM149 251H148V253H149ZM167 251V252H168ZM186 251V250H185ZM184 251V252H185ZM189 251V250H188ZM194 251H197V250H194ZM238 251H240V250H238ZM251 251V250H250ZM55 252H56V250H55ZM153 252V251H152ZM151 252V253H152ZM161 252V251H160ZM166 252V253H167ZM183 252V253H184ZM199 252V251H198ZM213 252V251H212ZM222 252V251H221ZM236 252V251H235ZM49 253H51V251L49 252ZM48 253V254H49ZM156 253H158V251L156 252ZM164 253V252H163ZM165 253V254H166ZM171 253V252H170ZM175 253H176V251H175ZM189 253V252H188ZM217 253H219V252H217ZM224 253V252H223ZM230 253V252H229ZM55 254V253H54ZM160 254V253H159ZM171 254H173V253H171ZM171 254H168V259L170 258V257H173L174 258V256L173 255H171ZM250 254H251V252H250ZM44 255V254H43ZM51 255H53V254H51ZM122 255V254H121ZM147 255H150V254H147ZM153 255V254H152ZM155 255V254H154ZM175 255V254H174ZM177 255V254H176ZM186 255H187V253H186ZM208 255H213V254H208ZM239 255H241V254H239ZM243 255V254H242ZM252 255V254H251ZM257 255V254H256ZM54 256V255H53ZM58 256V255H57ZM205 256V255H204ZM69 257V256H68ZM154 257V256H153ZM152 257V258H153ZM184 257V256H183ZM240 257V256H239ZM252 257V256H251ZM186 258V257H185ZM198 258V257H197ZM231 258V257H230ZM232 258H233V256H232ZM241 258V257H240ZM256 258V257H255ZM254 258V259H255ZM72 259V258H71ZM122 259V258H121ZM172 259V258H171ZM170 259V260H171ZM188 259V258H187ZM221 259V258H220ZM234 259V258H233ZM239 259V258H238ZM253 259V260H254ZM126 260V261H125ZM219 260V259H218ZM232 260V259H231ZM248 260V259H247ZM68 261V260H67ZM81 261V260H80ZM166 261V260H165ZM181 261V260H180ZM179 261V262H180ZM212 261V260H211ZM222 261V260H221ZM220 261V262H221ZM241 261V260H240ZM255 261V260H254ZM258 261V262H257ZM108 262H110V263H108V264H111V259L110 260H108ZM116 262V261H115ZM124 262H126L127 264H128V258L127 257H125V259H124ZM168 262V261H167ZM175 262V261H174ZM200 262V261H199ZM217 262V261H216ZM222 262H224V261H222ZM236 262V261H235ZM244 262V261H243ZM256 262L257 263H259L260 262V264L261 263H263L262 262V260L260 259V260H256ZM70 263V262H69ZM121 263L123 264V262H122V260H121ZM120 262H118V264H121ZM166 263V262H165ZM185 263V262H184ZM202 263H203V260H202ZM155 264V263H154ZM174 264V263H173ZM183 264V263H182ZM206 264H211V262H206ZM216 264H218V263H216ZM233 264H235L234 263V260H233ZM240 264V263H239ZM247 264V263H246Z\"/></svg>",
	"mask_w": 264,
	"mask_h": 264
}]
</instances>
